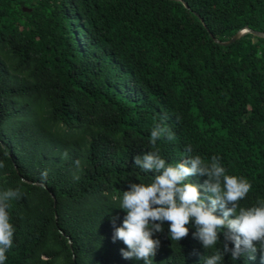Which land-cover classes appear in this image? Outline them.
Listing matches in <instances>:
<instances>
[{
    "label": "trees",
    "instance_id": "16d2710c",
    "mask_svg": "<svg viewBox=\"0 0 264 264\" xmlns=\"http://www.w3.org/2000/svg\"><path fill=\"white\" fill-rule=\"evenodd\" d=\"M244 27L264 32V0H0V193L19 190L5 264H144L112 238L123 191L154 178L133 163L151 151L172 165L216 156L252 185L240 207L264 202V37L215 40ZM157 124L174 139L153 147ZM186 227L180 241L168 222L153 235V264L222 250Z\"/></svg>",
    "mask_w": 264,
    "mask_h": 264
},
{
    "label": "clouds",
    "instance_id": "9594fccd",
    "mask_svg": "<svg viewBox=\"0 0 264 264\" xmlns=\"http://www.w3.org/2000/svg\"><path fill=\"white\" fill-rule=\"evenodd\" d=\"M163 137L173 140L174 133L155 125L150 134L151 145L155 147ZM187 151H191L190 146ZM133 163L145 173H154V178L147 184L131 183L120 198L119 208L126 211V216L122 225L114 229L112 239L126 245L127 250L121 249L124 259L153 264L161 243L153 235L163 232V224H169V238L180 241L189 233L186 225L194 221V238L205 249L222 244V250L218 248L205 258V264H222L226 254L238 260L244 253L249 260H255L259 253L264 264V202L248 208L240 207L239 203L252 187L247 179L226 174L216 156L210 163L197 155L172 165L166 164L158 151H151L134 157ZM74 165L78 171L81 169L79 160ZM193 175L207 179L202 185L193 184L188 182ZM74 179L79 180V175H74ZM18 197V189L0 193V264H5L15 231L7 211L8 201ZM218 209L220 215L216 214ZM112 222L115 224V220Z\"/></svg>",
    "mask_w": 264,
    "mask_h": 264
},
{
    "label": "water",
    "instance_id": "95a60500",
    "mask_svg": "<svg viewBox=\"0 0 264 264\" xmlns=\"http://www.w3.org/2000/svg\"><path fill=\"white\" fill-rule=\"evenodd\" d=\"M185 4L188 6L189 4L187 2H185ZM25 10H30L28 8H25ZM247 32H250L254 35L260 36V37H264V32H258V31H254L251 29H248L247 27H244L242 30H240L239 32H237L231 39L226 40V41H221L217 38H215V40L219 43H221L222 45H230L235 43L238 39H240L244 34H246ZM213 35V34H212Z\"/></svg>",
    "mask_w": 264,
    "mask_h": 264
}]
</instances>
